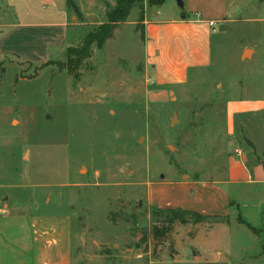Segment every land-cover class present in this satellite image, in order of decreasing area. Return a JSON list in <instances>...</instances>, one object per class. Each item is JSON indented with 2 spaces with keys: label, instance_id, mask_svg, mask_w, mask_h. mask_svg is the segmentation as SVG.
Returning a JSON list of instances; mask_svg holds the SVG:
<instances>
[{
  "label": "rangeland",
  "instance_id": "374dc122",
  "mask_svg": "<svg viewBox=\"0 0 264 264\" xmlns=\"http://www.w3.org/2000/svg\"><path fill=\"white\" fill-rule=\"evenodd\" d=\"M237 1L216 26L146 2L89 55L0 65V263L32 262L31 218L72 264H264V184L232 175L264 167V2ZM73 2L81 49L115 0Z\"/></svg>",
  "mask_w": 264,
  "mask_h": 264
},
{
  "label": "crops",
  "instance_id": "0c3cea01",
  "mask_svg": "<svg viewBox=\"0 0 264 264\" xmlns=\"http://www.w3.org/2000/svg\"><path fill=\"white\" fill-rule=\"evenodd\" d=\"M70 1L73 2V0H0V61L3 59L0 65L3 66L8 58L45 63L48 60H56L59 53L67 54L70 47H76L73 44V41L76 42L75 31L85 23L82 11L77 5V8H74L75 5L71 6ZM183 1L184 12L181 13L178 23L184 26H190V22L209 25L211 20L216 22L233 20L232 12L238 8L237 0ZM260 2L264 0H259ZM191 14L196 17L190 18ZM261 167H255L254 179L245 162L240 161V164L233 168L232 175L236 181L247 178L249 183L256 181L264 184V167ZM31 221L29 218L32 262L28 264H72L67 236L64 239L62 233L58 232L56 237L47 239L45 235L48 232H43L38 238L35 224L31 226Z\"/></svg>",
  "mask_w": 264,
  "mask_h": 264
},
{
  "label": "trees",
  "instance_id": "16d2710c",
  "mask_svg": "<svg viewBox=\"0 0 264 264\" xmlns=\"http://www.w3.org/2000/svg\"><path fill=\"white\" fill-rule=\"evenodd\" d=\"M115 6L110 8L107 11V21L98 26L97 29L91 31L85 36L84 46L83 48H75L70 47L67 53L68 62L70 61V57L74 54H79L81 52L90 54L92 45L96 42L98 45L102 46L109 38L113 37L114 31L116 27L120 23H124L127 21L128 17L131 14V11L134 7H139L141 9V23L145 21L144 7L146 2L150 6H162L167 0H115ZM70 5L74 6V3L70 1ZM77 8V6L75 5ZM144 35V34H143ZM241 223L247 225L248 228L254 230V227L250 224L241 220ZM163 234V231L160 230L156 233L157 237H160Z\"/></svg>",
  "mask_w": 264,
  "mask_h": 264
},
{
  "label": "water",
  "instance_id": "95a60500",
  "mask_svg": "<svg viewBox=\"0 0 264 264\" xmlns=\"http://www.w3.org/2000/svg\"><path fill=\"white\" fill-rule=\"evenodd\" d=\"M177 2H178V4H179V6L183 9L184 8V1L183 0H177ZM221 28H223V26L221 27ZM250 50H245V52H244V55L247 53V52H249ZM248 144H252V142L251 141H248Z\"/></svg>",
  "mask_w": 264,
  "mask_h": 264
},
{
  "label": "built area",
  "instance_id": "2783aa9c",
  "mask_svg": "<svg viewBox=\"0 0 264 264\" xmlns=\"http://www.w3.org/2000/svg\"><path fill=\"white\" fill-rule=\"evenodd\" d=\"M0 21H1V16H0ZM209 25H210V26H216V25H217V22L214 21V20H211V21H209ZM239 153L241 154L240 151H239ZM0 213H6V211L3 210V209H0Z\"/></svg>",
  "mask_w": 264,
  "mask_h": 264
},
{
  "label": "bare ground",
  "instance_id": "6f19581e",
  "mask_svg": "<svg viewBox=\"0 0 264 264\" xmlns=\"http://www.w3.org/2000/svg\"><path fill=\"white\" fill-rule=\"evenodd\" d=\"M250 53V51L249 52H247L246 54H249Z\"/></svg>",
  "mask_w": 264,
  "mask_h": 264
}]
</instances>
